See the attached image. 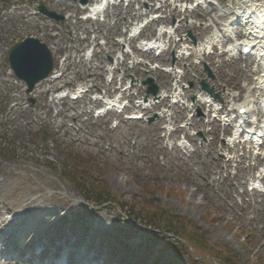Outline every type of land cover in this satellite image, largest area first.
Segmentation results:
<instances>
[{"label":"rangeland","instance_id":"rangeland-1","mask_svg":"<svg viewBox=\"0 0 264 264\" xmlns=\"http://www.w3.org/2000/svg\"><path fill=\"white\" fill-rule=\"evenodd\" d=\"M59 1L61 5L56 8ZM240 1L219 0L224 6H234L235 2ZM5 2L0 0V138L4 146L8 144L11 147L8 153L4 151V157L0 155V205L4 208L3 213L7 212V216L11 217L23 211V215L32 220L49 209L42 223L50 226L41 238L45 246L47 241H52L54 245L61 246L60 249L74 250L76 258L84 264L101 261L102 264H210L209 261H196L177 251L179 247L173 243L172 247L176 249L167 253L157 246L155 252L143 257L135 254L145 250L148 244L138 228L129 230L124 227L126 218L123 214L128 213L132 205L145 213L148 206L142 194L156 190L158 205L189 218L202 233H207L209 245L222 244L236 251L240 259L234 263L264 264V206L258 203L261 198L250 195L252 180L262 167L255 171L253 177L246 178V193L243 194L240 187L233 192L231 184L215 173L217 167L213 160H226L228 153H211V149L202 148L214 137L218 138L219 144H225L228 142L226 132L231 133V129L224 133V127L218 121L209 126L207 123L212 120V114L203 115L201 108L181 112L176 106H172V111L175 110L173 119L166 116L148 123L147 118L169 108L171 100L163 101L159 107L140 109L135 106L134 100L145 96L146 87L139 86L126 92L125 98L131 100L129 112L141 110L146 120H126L114 112H109L103 118H94V110L102 106L100 103L87 112L90 93L107 91V95H112L115 88L120 87L115 85V81L109 84L110 78L105 74H108L110 57L119 56L121 46L117 41L125 36L123 26H128V36L136 23L145 19V16L138 19V9L144 6L145 10L153 5L152 14L160 0H146L147 7L145 4H134L133 10L129 6H117V9L107 10L102 20L97 22L82 21L81 17L87 13L72 0H9L8 9H5ZM41 4L68 18L57 22L42 16L37 12ZM177 6L180 9L183 5L177 3ZM165 10L169 11V17L176 18L177 26L181 24V19H185L182 23L186 27L177 35L188 37L191 32L200 41L210 33L201 32L203 20H198L191 27L192 18L179 16L171 7ZM119 11L122 14L120 20H116L113 16L116 17ZM197 12L200 13L201 9ZM197 12L194 16L198 18L200 15ZM156 29L157 24H151L143 30L142 39L154 37ZM27 37L38 38L48 45L60 43L58 51L53 53L55 67L52 73L54 77L61 73L63 75L56 81L47 79L40 82L32 95L26 93L25 84L11 72L7 60L11 46ZM135 45L134 40L131 46L135 49ZM90 48L94 50L93 58L87 59L85 52ZM138 54L149 67L170 66L173 63L171 50L160 56L154 53ZM215 54L217 60L221 58L219 60L223 66L213 67L210 62L204 61L191 70L187 80L181 81L182 88L193 90L186 100H182L186 106L191 105L192 108L197 99L193 101L195 90L197 93L203 91L202 81L215 94L243 95L241 85L245 80L241 75L231 77L235 68L233 62L228 61V55H220L218 50H215ZM126 60L121 66L125 71L121 86L126 85V79L131 77L136 78L138 84L153 77L160 87L170 79L144 66L133 67L129 56ZM188 60L193 63L192 58ZM186 66L187 61H184L179 68L183 70ZM92 84L94 86L90 88ZM79 85L87 86L90 93L78 100L55 97L65 88L72 89ZM30 97L34 99L33 104L29 101ZM152 98L148 97L146 105L153 103ZM228 101L230 98L225 100L226 106ZM193 118L202 119L203 124L191 128L189 123ZM115 119L119 123L113 127ZM214 131L217 136L213 134ZM187 132L197 137V145L190 147L189 154L177 145ZM54 145L61 146L65 153L58 155ZM240 149L241 146L233 154L243 156L244 150ZM72 155L92 162L91 179L104 181L111 193L109 198L118 202V206L108 202L98 212L86 211L88 201L60 167L65 157L70 156L71 159ZM253 155L252 152L251 157ZM248 163L249 160L238 168L233 164L229 173L240 179L250 170ZM222 175L225 176V173ZM85 188L89 189L87 183ZM12 198L17 199L15 204L9 202ZM5 203L13 206L6 207ZM29 206L33 210L29 211ZM52 208L55 210L50 211ZM123 228L128 236L118 235L119 232L124 233ZM36 239L32 237L30 241ZM125 239L131 250L127 256L108 251L109 246L118 248ZM66 240L69 241L65 243ZM25 246L28 247V243ZM95 255H98L97 259H94ZM71 263L74 264V260Z\"/></svg>","mask_w":264,"mask_h":264},{"label":"bare ground","instance_id":"bare-ground-1","mask_svg":"<svg viewBox=\"0 0 264 264\" xmlns=\"http://www.w3.org/2000/svg\"><path fill=\"white\" fill-rule=\"evenodd\" d=\"M65 1V0H63ZM104 1L105 0H98V3L96 5L89 4L88 6L81 7L82 9L88 10V13L90 15V18L92 16L100 17L101 11H104ZM115 2V0H109L107 3V8L110 7V2ZM124 1V0H121ZM132 0H130L131 2ZM136 2H141L142 0H135ZM176 1H185V0H164L161 2V8H168L169 2L171 6L175 5ZM113 2V3H114ZM61 5L60 1L56 4V8ZM153 5L149 7V9L145 10V13L143 9H141L142 14H148L152 11ZM188 6H185L187 8ZM199 7H205L203 11L200 13V18L204 21L203 27L200 29L201 32L209 31L212 34L208 35V38L205 41L197 42L196 44H192L190 48L184 49L182 48V45H186L188 42V38H181L180 41L177 42L173 39V37L170 36V45L173 49L177 48L180 50L177 55L175 56V60L178 62V65H180L182 62L187 61L188 62V56L190 58L199 59L200 61L210 62L213 67L223 66L222 61L220 57H218L215 54L216 49H218L219 54H227L230 58L228 61H232L235 65L234 68V74L231 76L232 78H236V75H241L243 79L245 80L242 85V92L243 95H239L240 99L247 100L249 95L254 96L255 98L246 105L248 107V112L250 114L245 115L244 117L238 116V109L239 106L236 107V111L233 112L232 107L234 104H237L236 102L233 103L236 97V95H231L233 97V100L230 103L231 109L229 110V114L226 116H222L220 120L222 119L223 122H231L233 123V127H237L239 122L243 120V118H247L248 121L245 123L246 130L242 133L245 137L248 136L250 133L253 134V138L255 141H258V135L264 132V52L260 49V46H264V15L261 13L264 8V0H243L241 2L235 3L234 6H226L229 7L228 12H225L224 10H220L215 6V3L212 2V0H195V6L192 7V10H184L182 11L177 10V13L179 16L183 15L186 16V12H189V16L194 19H198L195 16H193L192 13L194 11H197ZM227 9V8H226ZM255 14L256 16H254ZM141 16V15H140ZM253 16V17H252ZM115 16H113L114 18ZM224 18H228V20L225 23H221L220 21ZM141 23L137 24V27H139ZM192 23V27H193ZM136 27V29H137ZM185 25L181 22V25H178V29H175V33H179L181 30L185 29ZM246 27L245 29H243ZM174 28V27H173ZM169 32V30H167ZM234 35V36H233ZM168 36L166 33L161 34L159 37L155 39V41L152 44V48L157 49V51L162 47L163 43H165V37ZM236 37V39H234ZM169 43V40H168ZM131 44V40L124 39L121 43V49H120V55L124 56L123 49L125 47L129 48V45ZM190 44V43H189ZM58 45L60 46V43H57L56 45H50L49 48L53 53H56L59 49ZM147 45V44H146ZM146 45L138 46L139 50H143V48L146 47ZM250 46L254 49L255 55L252 56V54L244 55L242 53V50L244 46ZM165 50V51H164ZM184 50V51H183ZM230 50L232 52L230 53ZM257 50V52H256ZM164 52L166 53V48H163ZM183 51V52H182ZM125 52H129L128 49L125 50ZM208 53V56L207 53ZM182 53V54H181ZM135 52H132L133 61L132 64L134 67H140V61H136L137 56L135 55ZM262 56V57H261ZM206 57V58H205ZM119 58V57H118ZM118 60V59H117ZM116 59H112V65H114ZM175 66H170L168 68L162 69L161 73L166 74L165 76L167 78H171V81H164V84L162 87H160L159 97L158 99H162L163 101L171 99V103L178 102L177 103V109L181 110V112L186 109L189 111L190 106H186V103H182V100H186L192 93L193 90L191 89H184L181 88V86L178 84L180 78L181 81H185L188 79V75L190 74L191 70L196 69V65L194 63H189V65L182 71V73L179 72ZM150 69H156L153 67H150ZM162 75V74H158ZM175 89L173 88L172 82L174 79H176ZM246 81H249V83H246ZM164 89V90H163ZM197 94L200 93L199 98L193 102V108H201L204 113H210L211 111H214L215 104L220 105V100H217L214 98V93H206L198 91ZM80 92V91H79ZM74 94H77V92H74ZM228 94V93H227ZM221 100H226L228 97L226 95H220ZM96 102H99L98 100L90 101L89 105L93 106ZM233 103V104H232ZM239 103V102H238ZM114 105V107H120L121 101L120 99H113L112 101H108L103 107L106 108V106ZM213 104V105H212ZM144 105V104H143ZM172 105V104H171ZM169 106L168 109H165L164 111L157 112L158 118H163L167 114H172V106ZM239 105V104H237ZM160 104H157L154 106L159 107ZM249 106L251 109H249ZM205 107V108H204ZM241 107V106H240ZM110 108V107H109ZM100 111V110H99ZM174 111V110H173ZM234 114V115H233ZM235 117V118H234ZM234 118V119H233ZM216 121H208V125L211 126L212 124H215ZM202 119H190V127L191 128H197L201 126ZM242 124V123H241ZM244 125L242 124V127ZM216 131L213 132L215 136H217ZM184 140L190 145L189 147L196 146L197 145V137H194L188 133H185ZM239 146H241V150H244L243 156H235L237 150L239 149ZM180 149L185 151L187 154H189V149L187 145L180 144ZM259 146H252L251 143L239 141L237 144L230 145L228 142L225 144H219V140L217 137H214L213 140L208 141L206 145H203V149H211V153H216L218 151L225 152L228 151V155L230 156L226 158V160H217L214 159V162L216 164V174H219L223 177V181L229 182L231 185V190L234 192L239 187L242 189L243 194L247 192L246 190V178L247 177H253L255 171L262 167L264 168V148H258ZM258 149V150H257ZM260 156H252V152L260 151ZM257 153V152H256ZM210 155V154H209ZM211 156V155H210ZM249 160V167L250 170L242 177H239L240 179H236L235 176L229 173V169L235 164V166L238 168L243 163L247 162ZM242 171V170H241ZM225 173V176L222 175V173ZM213 173V172H212ZM242 178V179H241ZM259 182L260 186L257 187L256 185L252 187V190H250V195L252 197L258 196L261 198V200L258 202L259 204H262L264 206V171L258 172L256 175L254 183ZM246 187V188H245ZM17 199H10L9 202L16 203ZM253 201H255L253 199ZM1 203V202H0ZM232 204L235 205L234 202ZM6 207L13 206L12 204L5 203ZM29 211L33 210L31 206L28 207ZM4 208L0 205V264H33L32 261H25L22 258H16L17 252L22 251H28V250H34L36 247H31V249L24 248L19 243V237H22L26 239V242H28L31 237H36L37 242L44 237L45 232L48 230L45 225H43V220L48 216L49 209L42 211L44 212V215L37 216L33 219V223H29V219L26 218L27 215H23V211L18 214L16 218H11L6 216L3 213ZM55 210V208L50 209V211ZM32 212V211H31ZM45 216V217H44ZM4 223V226L1 224ZM50 223V222H48ZM21 226H26L25 229L21 230ZM61 248V246H59ZM6 249L10 250V254L6 255ZM71 251L70 253H68ZM64 255L62 259L63 264H70V262L76 258V251L74 250H68L61 252ZM59 263V262H58ZM54 264V263H53Z\"/></svg>","mask_w":264,"mask_h":264},{"label":"trees","instance_id":"trees-1","mask_svg":"<svg viewBox=\"0 0 264 264\" xmlns=\"http://www.w3.org/2000/svg\"><path fill=\"white\" fill-rule=\"evenodd\" d=\"M55 150L60 156L65 153L64 149L58 145H55ZM66 159L68 163H62L61 165L64 174L78 187V190L92 206H100L108 202L119 204L109 198L111 193L104 181L90 180L89 171L93 169L92 162L78 155H72L71 159L70 156L66 157ZM86 183L89 185V189L85 188ZM156 194V190L145 191L142 194L148 207H145L144 213L142 209L132 205L130 210L133 215L126 214L137 225L132 226L124 221L126 227L140 229L142 225L146 229L141 230L150 242L157 241L160 238L167 239V241H170L171 244H176L181 251H184L192 258L199 257L203 261H209V263L213 262V258H215L222 264H233L235 261H239L240 255L229 247L222 244L217 246L209 245L206 240L207 233H202L190 219L172 213L169 209L158 205ZM101 198L104 199L100 200ZM182 240L186 243H183ZM168 247L170 248L169 245H167Z\"/></svg>","mask_w":264,"mask_h":264},{"label":"water","instance_id":"water-1","mask_svg":"<svg viewBox=\"0 0 264 264\" xmlns=\"http://www.w3.org/2000/svg\"><path fill=\"white\" fill-rule=\"evenodd\" d=\"M77 1V0H74ZM81 4H86L88 0H79ZM39 10L47 16L56 20H61L54 12L48 11L43 5ZM9 62L16 76L24 80L28 86L27 92L34 89L35 85L45 79L53 68V57L51 51L45 43L35 38H27L22 42L16 43L9 51ZM149 84L148 93L156 94L158 86L154 84L152 78L144 81ZM206 89L207 86L204 85Z\"/></svg>","mask_w":264,"mask_h":264}]
</instances>
